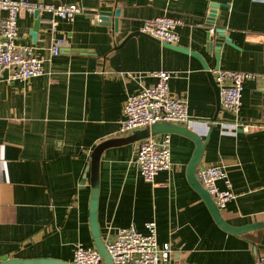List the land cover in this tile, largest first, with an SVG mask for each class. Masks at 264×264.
Here are the masks:
<instances>
[{
    "label": "crops",
    "instance_id": "0c3cea01",
    "mask_svg": "<svg viewBox=\"0 0 264 264\" xmlns=\"http://www.w3.org/2000/svg\"><path fill=\"white\" fill-rule=\"evenodd\" d=\"M29 1L73 2L88 11L60 19L55 34L49 13L41 12L37 42L34 12L20 11V40L37 45L45 71L0 80V261L52 257L74 264L77 242L96 246L90 200L98 185L105 242L121 226L146 231L155 220L158 243L172 249L169 264H257L264 225L233 234L217 224L187 176L195 141L169 132L172 166L150 182L135 160L145 127L121 132L120 125L129 94L154 83V71H175L170 89L187 100L190 126L205 141L201 164L223 165L232 181L236 196L221 209L223 216L235 225L264 220V0ZM212 1L219 3L215 26L230 37L219 59L206 46ZM90 10L112 15L96 22ZM6 13L0 9V20ZM160 14L183 22L179 41L171 44L195 50L210 68L255 74L244 82L239 121L221 104L213 73L199 57L142 32L144 20ZM54 35L67 37L57 55L51 52Z\"/></svg>",
    "mask_w": 264,
    "mask_h": 264
},
{
    "label": "built area",
    "instance_id": "2783aa9c",
    "mask_svg": "<svg viewBox=\"0 0 264 264\" xmlns=\"http://www.w3.org/2000/svg\"><path fill=\"white\" fill-rule=\"evenodd\" d=\"M0 9L7 11L0 20V80L6 78L10 81L25 80L45 71L44 59L40 56L37 45L20 40L18 18L22 9L30 12L38 9L40 14L47 11L49 16L46 20L49 22V31L53 34L56 33L60 19L70 21L78 14L88 11L80 4L73 2L46 3L29 0H0ZM91 16L96 22L104 21L103 13L100 11L93 12ZM182 23L180 17L160 14L146 18L141 30L161 41L177 43L179 41L177 28ZM54 36L51 52L57 55L62 51L67 37ZM209 69L220 88L221 104L239 121L244 82L255 74L222 67ZM6 71L7 77H5ZM175 73L168 69L156 70L153 72L156 77L154 83L128 95L124 104V118L120 125L121 132L151 126L158 121L191 125L187 100L177 96L170 89V79ZM243 126H245L244 123ZM170 144L169 132H165L161 138L150 134L141 140L136 150L135 160L146 180L153 182L158 172L171 168ZM196 173L220 209L226 207L228 202L236 196L232 190L228 171L223 165L203 164L198 166ZM219 180H223L224 187L218 184ZM146 226V231L138 229L133 223L121 226L116 234L105 242L115 264L170 263L172 249L169 246H160L158 243L157 222L150 220ZM73 263L106 264L96 246H87L81 241L75 245ZM257 264H264V256L259 257Z\"/></svg>",
    "mask_w": 264,
    "mask_h": 264
},
{
    "label": "water",
    "instance_id": "95a60500",
    "mask_svg": "<svg viewBox=\"0 0 264 264\" xmlns=\"http://www.w3.org/2000/svg\"><path fill=\"white\" fill-rule=\"evenodd\" d=\"M210 5H211V8H210V12L206 19V27H205L207 31L206 46L211 51L215 50L216 57L217 59H219L220 57L219 50L225 40L227 42L230 41V37L225 34L224 28L215 26L217 8H218L219 3L212 1ZM90 11H95V10H90ZM100 12L103 13L104 22L108 21V19L112 15L111 11L104 10ZM115 13L116 15L114 18V22L112 23L110 21L109 23H112L115 28H118L120 9H117ZM34 15H35V23H34L33 29L31 30V37L34 42H37V36H38L40 24H41V21L43 20V17L39 13L38 9L35 10ZM163 42L167 45H171L180 50H184L187 52H191L192 54H195L197 57L201 59V61L203 62L206 68L208 69L210 68L206 64V61L203 59V57L195 50H190L189 48H184L179 45L171 44L170 42H166V41H163ZM5 77H7V71L5 72ZM211 78L214 82L215 88L220 92V88L215 80L214 75H211ZM140 132H141L140 136H143V137L149 136L150 134H157L160 132H180V133H183L191 137L195 141L196 147L193 151L192 157L187 166V176H188L190 183L193 185V187L203 197L215 221L221 228L233 234H241L243 232H246V231H249V230H252V229H255V228H258L264 225V220L254 221V222H250V223H246L242 225H235V224L230 223L227 219H225L220 207L217 205V203L215 202L210 192L202 184L201 180L199 179L196 173L198 166L202 165L201 162H202V157H203L204 150H205L204 138L197 130L193 129L191 126L186 125V124H180V123L171 122V121H158L156 123H153L151 126H147L144 129L140 130ZM92 156H93V163H95L97 159V154L95 153ZM98 200H99V186L93 185L91 200H90V219H91L92 233L95 239V245L97 249L99 250V252L102 254L106 264H115L114 259L112 255L109 253L106 247L105 241L101 235V231L99 227V220H98ZM41 262L65 264L64 260L52 258V257L22 259V258H8L7 256L2 257L0 264H33V263H41Z\"/></svg>",
    "mask_w": 264,
    "mask_h": 264
}]
</instances>
